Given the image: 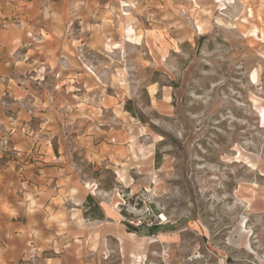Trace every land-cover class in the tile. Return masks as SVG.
I'll return each mask as SVG.
<instances>
[{
	"label": "rangeland",
	"instance_id": "rangeland-1",
	"mask_svg": "<svg viewBox=\"0 0 264 264\" xmlns=\"http://www.w3.org/2000/svg\"><path fill=\"white\" fill-rule=\"evenodd\" d=\"M0 264H264V0H0Z\"/></svg>",
	"mask_w": 264,
	"mask_h": 264
},
{
	"label": "trees",
	"instance_id": "trees-1",
	"mask_svg": "<svg viewBox=\"0 0 264 264\" xmlns=\"http://www.w3.org/2000/svg\"><path fill=\"white\" fill-rule=\"evenodd\" d=\"M90 201H92L93 199L91 197L88 198Z\"/></svg>",
	"mask_w": 264,
	"mask_h": 264
},
{
	"label": "bare ground",
	"instance_id": "bare-ground-1",
	"mask_svg": "<svg viewBox=\"0 0 264 264\" xmlns=\"http://www.w3.org/2000/svg\"><path fill=\"white\" fill-rule=\"evenodd\" d=\"M130 30H131V29H130ZM130 30H129V31H130ZM136 40H138V39H136ZM254 73H255V72H254ZM254 73H253V75H254ZM256 74H257V73H256ZM253 75H252V76H253ZM254 80H255V78H254Z\"/></svg>",
	"mask_w": 264,
	"mask_h": 264
},
{
	"label": "crops",
	"instance_id": "crops-1",
	"mask_svg": "<svg viewBox=\"0 0 264 264\" xmlns=\"http://www.w3.org/2000/svg\"><path fill=\"white\" fill-rule=\"evenodd\" d=\"M70 13H71V12H70V10H69L67 14H69V15H70Z\"/></svg>",
	"mask_w": 264,
	"mask_h": 264
}]
</instances>
